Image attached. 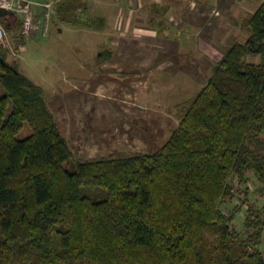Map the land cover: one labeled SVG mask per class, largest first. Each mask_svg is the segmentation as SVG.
I'll use <instances>...</instances> for the list:
<instances>
[{
  "label": "trees",
  "instance_id": "1",
  "mask_svg": "<svg viewBox=\"0 0 264 264\" xmlns=\"http://www.w3.org/2000/svg\"><path fill=\"white\" fill-rule=\"evenodd\" d=\"M240 28L160 148L91 160L0 42V264H264V208L246 239L221 209L264 187V0Z\"/></svg>",
  "mask_w": 264,
  "mask_h": 264
},
{
  "label": "rangeland",
  "instance_id": "2",
  "mask_svg": "<svg viewBox=\"0 0 264 264\" xmlns=\"http://www.w3.org/2000/svg\"><path fill=\"white\" fill-rule=\"evenodd\" d=\"M259 1L250 0L247 11L253 12ZM51 23L54 25L56 21ZM51 23L44 39L36 37L39 35L36 32L21 36L14 28L8 31L3 44L10 59L18 58L20 71L43 89L51 112L66 128L68 144L82 160L160 148L178 126L182 107L206 84L213 66L204 62L203 68L194 69L181 65L175 57L168 68L162 70L157 66L148 75L122 69L99 82L92 77L88 83L62 85L61 80L69 76L71 69V54L67 51L70 39L64 25L52 29ZM236 24L239 30L234 38L243 42L247 34L240 28L241 21ZM73 54H79L78 59L85 58L80 53ZM29 132L24 124L18 137ZM246 177L232 182L233 196L221 206L229 217L230 228L244 239L251 232L245 226L246 213L250 211L262 218L264 208V187L252 174ZM257 249L264 257V232Z\"/></svg>",
  "mask_w": 264,
  "mask_h": 264
},
{
  "label": "crops",
  "instance_id": "3",
  "mask_svg": "<svg viewBox=\"0 0 264 264\" xmlns=\"http://www.w3.org/2000/svg\"><path fill=\"white\" fill-rule=\"evenodd\" d=\"M27 1L36 18H43L48 6V21H56L52 29L64 25L68 30L71 69L62 85L88 83L92 77L99 82L122 69L148 75L157 66L168 68L175 57L194 69L203 68L204 62L211 65L227 49L229 38L237 35L236 23L262 2L248 12L250 0ZM66 2L71 7L67 13L60 8ZM5 22L9 30L17 24L13 15ZM46 32L39 30L36 37L44 39Z\"/></svg>",
  "mask_w": 264,
  "mask_h": 264
},
{
  "label": "built area",
  "instance_id": "4",
  "mask_svg": "<svg viewBox=\"0 0 264 264\" xmlns=\"http://www.w3.org/2000/svg\"><path fill=\"white\" fill-rule=\"evenodd\" d=\"M0 9L10 12L19 23L20 32L27 36L31 33L42 30L43 33L47 30L48 26V6L43 18H36L33 15L30 2L27 0H0ZM5 18V17H4ZM0 17V42L6 39V19Z\"/></svg>",
  "mask_w": 264,
  "mask_h": 264
},
{
  "label": "water",
  "instance_id": "5",
  "mask_svg": "<svg viewBox=\"0 0 264 264\" xmlns=\"http://www.w3.org/2000/svg\"><path fill=\"white\" fill-rule=\"evenodd\" d=\"M6 15H13V14L3 9H0V17H5Z\"/></svg>",
  "mask_w": 264,
  "mask_h": 264
}]
</instances>
